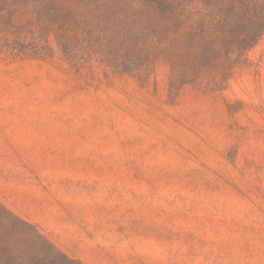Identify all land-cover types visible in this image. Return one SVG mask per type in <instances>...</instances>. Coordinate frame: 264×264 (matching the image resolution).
Masks as SVG:
<instances>
[{"label": "rangeland", "instance_id": "1", "mask_svg": "<svg viewBox=\"0 0 264 264\" xmlns=\"http://www.w3.org/2000/svg\"><path fill=\"white\" fill-rule=\"evenodd\" d=\"M84 1L0 0V32L23 43ZM138 1L163 32L191 3ZM54 47L0 51V264H264V38L235 64L161 48L144 78ZM174 60L206 80L172 83Z\"/></svg>", "mask_w": 264, "mask_h": 264}, {"label": "trees", "instance_id": "2", "mask_svg": "<svg viewBox=\"0 0 264 264\" xmlns=\"http://www.w3.org/2000/svg\"><path fill=\"white\" fill-rule=\"evenodd\" d=\"M83 4L82 11L67 16L61 25L38 21L23 43L0 32V51L47 59L54 56L56 45L72 65L98 62L117 73L144 78L154 69L161 48L206 49L207 54L235 64L241 62L248 47L264 38V0H245L243 4L242 0H191L177 10L179 24L168 32L149 19L138 0H88ZM2 11L0 8V14ZM225 25L238 31L239 43L229 42L228 48L217 42V32ZM206 75L191 76L179 60L172 64V83L180 79L186 83L191 77L204 82Z\"/></svg>", "mask_w": 264, "mask_h": 264}, {"label": "crops", "instance_id": "3", "mask_svg": "<svg viewBox=\"0 0 264 264\" xmlns=\"http://www.w3.org/2000/svg\"><path fill=\"white\" fill-rule=\"evenodd\" d=\"M83 229V228H82ZM83 239V238H82Z\"/></svg>", "mask_w": 264, "mask_h": 264}]
</instances>
